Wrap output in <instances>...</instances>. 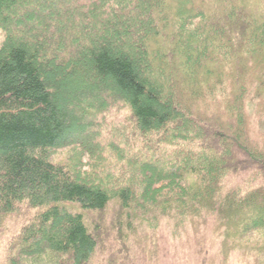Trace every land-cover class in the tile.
Masks as SVG:
<instances>
[{"label":"trees","instance_id":"obj_1","mask_svg":"<svg viewBox=\"0 0 264 264\" xmlns=\"http://www.w3.org/2000/svg\"><path fill=\"white\" fill-rule=\"evenodd\" d=\"M0 37L1 264H90L111 203L264 230V0H0Z\"/></svg>","mask_w":264,"mask_h":264},{"label":"rangeland","instance_id":"obj_2","mask_svg":"<svg viewBox=\"0 0 264 264\" xmlns=\"http://www.w3.org/2000/svg\"><path fill=\"white\" fill-rule=\"evenodd\" d=\"M253 120L258 133L264 135V115H253ZM59 155L65 156V151ZM243 178L232 176L228 186ZM117 210L118 205L111 203L105 213H85L87 224H104L108 228L106 246L98 249L90 264H264V230L247 233L227 244L219 215L204 214L181 226L163 219L158 226L135 222L136 227L124 225L119 231L113 226ZM120 232L126 246L117 238ZM1 241L0 236V264L4 258Z\"/></svg>","mask_w":264,"mask_h":264}]
</instances>
